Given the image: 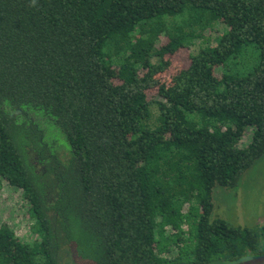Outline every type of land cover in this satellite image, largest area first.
I'll list each match as a JSON object with an SVG mask.
<instances>
[{"label": "trees", "instance_id": "16d2710c", "mask_svg": "<svg viewBox=\"0 0 264 264\" xmlns=\"http://www.w3.org/2000/svg\"><path fill=\"white\" fill-rule=\"evenodd\" d=\"M30 4L0 0V183L21 192L34 238L0 224V264L264 256V221L212 217L214 186L264 155V0Z\"/></svg>", "mask_w": 264, "mask_h": 264}, {"label": "rangeland", "instance_id": "374dc122", "mask_svg": "<svg viewBox=\"0 0 264 264\" xmlns=\"http://www.w3.org/2000/svg\"><path fill=\"white\" fill-rule=\"evenodd\" d=\"M216 31L209 35L212 41L216 35H219L220 31ZM197 47L198 45L195 43L178 52L172 58L173 69L186 67L188 64V53L194 52ZM165 80H168L167 76ZM41 117L42 121L38 124L44 131L46 141L51 144L54 152L61 159L63 155L69 156L70 147L66 137L51 119L43 115ZM212 201L214 204L212 217L214 218H220L233 225L244 227L261 224L264 221V155L258 158L242 173L234 188L214 186L212 190ZM27 209L28 204L23 200L21 192L8 186L5 182H1L0 224L8 225L15 233L24 236L26 240H30L33 237L29 233L32 220L27 214ZM60 264L86 263L73 259L66 252Z\"/></svg>", "mask_w": 264, "mask_h": 264}, {"label": "water", "instance_id": "95a60500", "mask_svg": "<svg viewBox=\"0 0 264 264\" xmlns=\"http://www.w3.org/2000/svg\"><path fill=\"white\" fill-rule=\"evenodd\" d=\"M234 264H264V256H260L257 258H249Z\"/></svg>", "mask_w": 264, "mask_h": 264}, {"label": "clouds", "instance_id": "9594fccd", "mask_svg": "<svg viewBox=\"0 0 264 264\" xmlns=\"http://www.w3.org/2000/svg\"><path fill=\"white\" fill-rule=\"evenodd\" d=\"M35 2H36V0H31L30 6H34L35 5Z\"/></svg>", "mask_w": 264, "mask_h": 264}]
</instances>
